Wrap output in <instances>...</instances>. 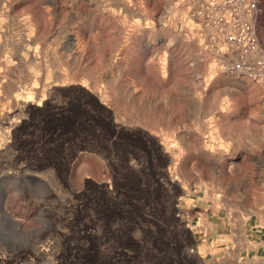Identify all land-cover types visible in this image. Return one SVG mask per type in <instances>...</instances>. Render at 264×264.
Segmentation results:
<instances>
[{"label": "rangeland", "instance_id": "obj_1", "mask_svg": "<svg viewBox=\"0 0 264 264\" xmlns=\"http://www.w3.org/2000/svg\"><path fill=\"white\" fill-rule=\"evenodd\" d=\"M188 11L0 0V264H264L206 248L198 169L256 90Z\"/></svg>", "mask_w": 264, "mask_h": 264}, {"label": "crops", "instance_id": "obj_2", "mask_svg": "<svg viewBox=\"0 0 264 264\" xmlns=\"http://www.w3.org/2000/svg\"><path fill=\"white\" fill-rule=\"evenodd\" d=\"M255 100L237 114L224 110V127L217 129L224 160L206 157L198 169L206 248L230 260H264V115ZM192 201L202 198L195 194Z\"/></svg>", "mask_w": 264, "mask_h": 264}, {"label": "built area", "instance_id": "obj_3", "mask_svg": "<svg viewBox=\"0 0 264 264\" xmlns=\"http://www.w3.org/2000/svg\"><path fill=\"white\" fill-rule=\"evenodd\" d=\"M202 62L256 90L264 115V0H187Z\"/></svg>", "mask_w": 264, "mask_h": 264}, {"label": "bare ground", "instance_id": "obj_4", "mask_svg": "<svg viewBox=\"0 0 264 264\" xmlns=\"http://www.w3.org/2000/svg\"><path fill=\"white\" fill-rule=\"evenodd\" d=\"M91 261H93V260H91Z\"/></svg>", "mask_w": 264, "mask_h": 264}]
</instances>
